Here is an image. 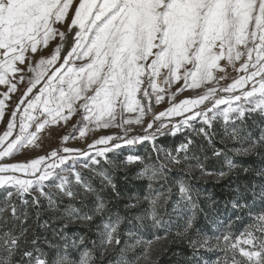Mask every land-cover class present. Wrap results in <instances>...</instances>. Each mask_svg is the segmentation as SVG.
<instances>
[{"label": "snow or ice", "instance_id": "6c2138e0", "mask_svg": "<svg viewBox=\"0 0 264 264\" xmlns=\"http://www.w3.org/2000/svg\"><path fill=\"white\" fill-rule=\"evenodd\" d=\"M0 86V264H104L105 253L116 248L147 252L169 239L187 242L190 264H199L200 250L216 249L224 252L216 264H264V211L238 234L230 222L229 230L209 237L195 212L185 211L197 208L191 181L170 179L174 172H199L239 181L254 171L260 183L237 184L231 205L251 213L249 191L264 202V0H0ZM184 92L189 95L180 99ZM257 119L258 135L252 131ZM61 123L80 139L95 129L118 128L123 135L85 139L86 148L68 147L74 137L64 136L62 147L9 162ZM132 125L143 134L130 136ZM177 133L184 139L174 148L156 146L157 134ZM217 135L233 147H217ZM145 141L159 166L142 169L137 178L149 181L145 195L125 208L147 202L136 219L146 228L150 220L164 235L145 239L129 231L124 235L135 237L129 244L122 218L111 215L102 194L110 190L118 200L121 190L100 158ZM237 156L261 157L262 166L246 167ZM87 173L100 178L99 187ZM72 225L89 232L95 226L99 243L90 234L69 236Z\"/></svg>", "mask_w": 264, "mask_h": 264}, {"label": "rangeland", "instance_id": "374dc122", "mask_svg": "<svg viewBox=\"0 0 264 264\" xmlns=\"http://www.w3.org/2000/svg\"><path fill=\"white\" fill-rule=\"evenodd\" d=\"M3 90H4L3 86H0V91H3ZM188 95H189V92H184L180 95L179 98L183 99L184 97H186ZM166 106L167 105H159V106L154 105V108H156V110L160 111V110H163V108ZM221 107H223V106H221ZM126 115H128V114H126ZM4 127H5V123L3 121H0V132H2L4 130ZM131 127L133 128V131L131 133H129L130 136L131 135H137V134H141V135L143 134L139 125H132ZM259 127H260V124H259V120L257 119L255 124H253V126H252V131L254 133H256L257 135L259 134L258 133ZM217 132L218 133L221 132V129L219 126H217ZM101 135H123V132L121 131V129H118V128L95 129V130L89 131L85 139L87 140V143H91L93 139H95ZM64 136H73L74 137L72 139H69L66 142L68 147H73V148H86L87 147V145L85 143V139H80L79 133L74 132L71 126H65L62 123L59 125L53 124V125H49L46 129H44L42 131V133L40 134V140L38 141L37 147L22 149L20 152H17L15 154V158L10 159L9 162H23L27 159L35 158L38 155H45L46 153H48V152H50L53 149H56L58 147H62L61 141H62V137H64ZM160 136L161 135H159V134L156 135V138H155L156 146L157 147H163L166 151L171 149L169 146H164V145H161L157 142V139ZM183 139H184V136L180 139V142ZM215 139L217 140V142L221 143L220 135H217ZM197 140L201 144H203V142H205L199 137H197ZM137 144H141V143H137ZM137 144L123 145V147L121 149H117L113 152L108 153L107 154V156L109 158L108 161H105L104 158H100V159H101V166L104 169H107L108 171H110V173L112 174L114 179L116 176L117 177L119 176L122 178L123 182H126L128 180H133L134 182L139 183L143 192L140 193L139 195L135 194L134 196H138V197L142 198L145 195V191L147 190V185H148L149 181L146 177L137 178L138 174L141 173L142 169H144L145 166L155 165L158 167L159 162L156 160V152L153 151L152 142L145 141L139 146H137ZM221 144H223L228 149H231L233 147L232 142H230V141H228L226 144L225 143H221ZM208 149H210V148H208ZM210 152H211V149H210ZM129 155L139 156L142 158V160H137V161L129 163L126 160V157ZM229 155H231V152H229ZM6 159H8V158H6ZM69 164H71V161H69ZM18 175H21V177L23 178V174L18 173ZM87 175L93 176L94 186L99 187L100 178L95 176L94 173H87ZM192 177L195 178V180H197V181L207 180V179L213 178V176H201L199 174V172L194 173V175ZM180 178H184V179L188 180V178H191V177L184 176L183 173H178V172L172 173L171 177H170V179H173V180L174 179H180ZM214 178H216V177H214ZM129 182H131V181H129ZM154 187H159V183L154 184ZM107 191H110V190H105V192H107ZM104 193H102V194L104 195ZM176 198H177V194H176V191L174 190L172 193L173 203H174ZM257 198L258 197H255V199H257ZM130 202L135 203L134 200L130 201ZM161 205H162L161 210H163L164 208H167V213L169 215H173L171 207L164 204L163 201H161ZM147 209H148L147 202L142 200L141 204L138 205L137 208H135V209L124 208L123 214L122 213L117 214V213L111 211V215L113 217H115L116 215H119L122 218V223L120 225L121 236H122V239L127 241L129 244L135 243V237H128V236L124 235L125 233H127L129 231L135 233L137 236H144L145 239H151L152 238L151 235H149V233L159 234L161 236L164 235V232L156 233V230L151 228L150 220H147V219L145 220V224L147 225V228H146L144 225L141 224L140 221H138L136 219V217L138 215H143ZM185 211L188 212L189 215H191L193 213L194 209L189 208V209H185ZM254 216L252 217V220L245 227L240 228L235 233L238 234L239 232L243 231L249 224L253 223ZM165 218H167V217H165ZM98 219H99L98 224H96V225H99L101 223L100 218H98ZM105 219H107V217H105ZM175 220H176V218L173 215V221L175 222ZM216 223L218 224V227L212 233L213 235L211 237H213V238L215 236L221 235L226 230H228L230 222H228V220H227V215L224 214L221 218L216 219ZM78 226L79 225H72L71 228H75ZM79 227H81V226H79ZM94 231L96 232V227H95ZM68 235L72 236L73 234L68 233ZM163 242L164 241L154 242L152 249L148 250L147 252L143 251L139 246H137L135 249H130L127 252L119 251L117 256L115 258H113L114 261L111 264H122L123 261H127L128 264H149L152 253L155 250H157ZM121 247H123V245H121ZM72 251H73L72 257L75 259L78 254L76 253V251L74 249ZM206 252L212 253V255H213L212 264H216L218 259L221 262L223 261V258H224V252L223 251L216 249V250L206 251ZM107 253L108 252H106L105 255Z\"/></svg>", "mask_w": 264, "mask_h": 264}, {"label": "trees", "instance_id": "16d2710c", "mask_svg": "<svg viewBox=\"0 0 264 264\" xmlns=\"http://www.w3.org/2000/svg\"><path fill=\"white\" fill-rule=\"evenodd\" d=\"M182 137L183 134L181 133H177L175 136L171 134H165L161 135L157 139V142L161 145L169 146L172 149L180 142ZM141 144H137V146ZM203 145L210 153L207 143L203 142ZM216 146L225 147L223 144L217 142V140ZM234 159L236 162L243 163L246 167H250L254 170L262 166V158L258 156H237L234 157ZM217 167H219V165H217ZM114 180L121 190V197L118 200L114 199L109 194V191L104 193V197L106 200L111 201L110 208L112 212L123 214L125 204L133 201L131 198L135 194L139 195L143 192V190L140 184L134 182L133 180L123 182L122 178L119 176H116ZM188 180L191 181L193 188L197 193V196H194V199H196L197 203V208L194 209L197 226L198 228L202 229V231L209 237L213 235V231L218 227L216 219L221 218L224 214L227 215L228 222H231L230 230L235 233L240 228L245 227L252 220L254 215L264 211V202H262L258 196L257 199L253 198L250 191L247 193V195L249 202L252 205L251 213H249L247 209L243 211L233 209L231 205V200L233 198L232 192L233 189L237 187V184L248 185L250 183H255L258 185L260 183V178L255 176L254 171L249 174L241 173L239 181H237L235 177L224 180H218L213 177L211 179L201 181H197L195 178L191 177L188 178ZM257 191H259V189H257ZM237 217H240V219H237ZM98 220L99 219L97 218L96 224H98ZM180 223H182V221H180ZM94 229L95 226H93L89 232L87 228L78 226L71 228L68 233H76L77 235L90 234L91 239L97 240V243H99ZM176 230L177 229L174 223L171 231L175 233ZM88 247H92L91 243H89ZM119 251L120 248H116L114 251H109L105 255L104 264H111L114 261L113 258L117 256ZM174 253H180V255H175ZM71 255L73 256V251H71ZM192 255V249L189 247L186 241H177L176 243H173L172 240L169 239L166 246L163 242L161 246L152 253L149 264H190L188 258ZM197 255L199 256V264H212V253L206 252L205 250H200ZM191 264H196V262L192 261Z\"/></svg>", "mask_w": 264, "mask_h": 264}]
</instances>
